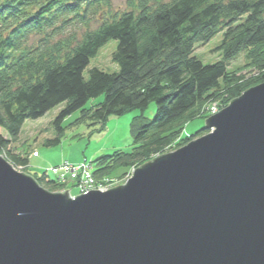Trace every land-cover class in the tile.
Listing matches in <instances>:
<instances>
[{"label": "trees", "instance_id": "1", "mask_svg": "<svg viewBox=\"0 0 264 264\" xmlns=\"http://www.w3.org/2000/svg\"><path fill=\"white\" fill-rule=\"evenodd\" d=\"M109 5L110 0H0V153L13 165H28L27 158L10 147L25 121L40 118L62 103L66 105L54 121L61 134L63 122L75 112H81L78 119L103 124L112 115L142 112L132 121L133 147L95 160L101 177L141 165L153 154L208 133L205 127L180 136L201 106L221 95L219 106L224 108L264 82V0H169L154 6L140 0L137 12L105 21L86 31L81 40L70 37L52 42L67 25L88 26L90 17ZM220 32L217 49L222 59L203 63L194 54L196 45ZM35 34L44 38L29 46ZM111 39L118 41L113 60L119 71L94 67L86 78L91 58ZM241 54L246 59L243 68H255L257 74L247 77L240 69H229ZM152 102L156 115L149 119L144 110ZM60 140L56 137L47 143ZM39 182L50 191L60 185L48 182L44 175Z\"/></svg>", "mask_w": 264, "mask_h": 264}, {"label": "water", "instance_id": "2", "mask_svg": "<svg viewBox=\"0 0 264 264\" xmlns=\"http://www.w3.org/2000/svg\"><path fill=\"white\" fill-rule=\"evenodd\" d=\"M206 128L75 198L0 155V264H264V82Z\"/></svg>", "mask_w": 264, "mask_h": 264}, {"label": "rangeland", "instance_id": "3", "mask_svg": "<svg viewBox=\"0 0 264 264\" xmlns=\"http://www.w3.org/2000/svg\"><path fill=\"white\" fill-rule=\"evenodd\" d=\"M139 1L110 0L109 6L98 9L90 17L88 26L80 22L67 25L66 28L57 32L52 42L65 40L70 37H76L77 40H81L86 31L97 29L105 21H112L114 17L120 16L124 12H137L136 5ZM158 1L169 0H149V4L154 6ZM222 36L223 34L220 32L208 42L197 44L194 54L205 64L221 60L222 52L217 48L221 43ZM42 38H44V35L35 34L29 38L28 45L36 46L41 42ZM117 45L118 41L115 39H111L104 44L98 50L96 56L91 58L90 64L84 71V76L87 78L89 70L94 67L110 73L119 71L118 63L113 60V54L117 49ZM245 60L244 54L239 55L230 63L229 69L236 71L240 69V72L247 75V77L257 74L258 70L255 68H243ZM222 102L223 99L220 95L219 99L214 102L201 106L199 115L186 123L180 136L187 137L205 128L206 118L202 117V115L208 113L211 116L215 114L214 112L217 113L222 108L219 106ZM65 105V103L59 104L40 118L27 119L23 124L18 139L12 142L10 147L13 152L27 158L28 165L23 168L21 166L15 167L11 162H8L16 170L30 176L32 175L39 184L40 178L43 175L48 182L54 183L59 179L56 183L60 185L52 192H64L66 189H69V195L72 198L85 194L91 189L105 192L117 185H124L133 176L135 168L140 167L145 162L141 165L119 168L110 176L103 175L99 177L96 171L99 167H97L95 160L104 155H110L115 151H127L133 147L135 134L132 129V121L135 116L142 114V112L130 110L120 116L112 115L104 124L93 123L94 119L91 118L78 119L81 116V112H75L63 122L65 129L61 134L57 130L54 121ZM155 115L156 105L152 102L144 110V116L153 119ZM1 132L5 137L9 138L5 130L1 129ZM56 137H60V142L47 143L48 140ZM177 149H170L164 153ZM33 153L38 155L33 156ZM164 153L158 152L153 154L149 160Z\"/></svg>", "mask_w": 264, "mask_h": 264}, {"label": "bare ground", "instance_id": "4", "mask_svg": "<svg viewBox=\"0 0 264 264\" xmlns=\"http://www.w3.org/2000/svg\"><path fill=\"white\" fill-rule=\"evenodd\" d=\"M220 110H221V109H220ZM0 155H2L3 158L6 159V157H5L3 154L0 153ZM35 155H38V154L33 153V156H35ZM6 160H7V159H6ZM7 161H8V160H7ZM15 167H20V166H15ZM21 167H22V166H21ZM22 168H23V167H22ZM46 173H47V172H46ZM31 176H32V175H31ZM32 177H33V176H32ZM57 181H59V179H57L56 182H57ZM58 183H59V182H58Z\"/></svg>", "mask_w": 264, "mask_h": 264}, {"label": "built area", "instance_id": "5", "mask_svg": "<svg viewBox=\"0 0 264 264\" xmlns=\"http://www.w3.org/2000/svg\"><path fill=\"white\" fill-rule=\"evenodd\" d=\"M218 111V110H217ZM214 113H216V112H214Z\"/></svg>", "mask_w": 264, "mask_h": 264}]
</instances>
